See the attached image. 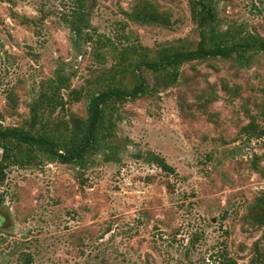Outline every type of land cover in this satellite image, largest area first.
<instances>
[{
    "label": "rangeland",
    "instance_id": "374dc122",
    "mask_svg": "<svg viewBox=\"0 0 264 264\" xmlns=\"http://www.w3.org/2000/svg\"><path fill=\"white\" fill-rule=\"evenodd\" d=\"M138 1L95 0L91 33L113 44L101 58L93 42L72 43L63 16L73 0H0V124L28 128L31 105L61 73L69 89H82L81 99L61 90L68 101L40 112L36 129L62 130L85 115L86 93L117 52L199 40L190 0H145L166 25L131 21ZM215 7L220 30L264 37V0ZM263 98L264 52L247 67L219 59L186 64L176 84L121 106L107 140L116 149L95 153L84 168L43 157L7 166L0 264H264V225L248 214L264 195V135L247 140L241 131L243 107L256 113ZM257 123L264 130V115ZM149 153L174 172L149 162Z\"/></svg>",
    "mask_w": 264,
    "mask_h": 264
},
{
    "label": "trees",
    "instance_id": "16d2710c",
    "mask_svg": "<svg viewBox=\"0 0 264 264\" xmlns=\"http://www.w3.org/2000/svg\"><path fill=\"white\" fill-rule=\"evenodd\" d=\"M224 1L229 0H190L192 19L199 35L195 45L187 46L182 42L162 46L153 52L148 49L138 50L133 46L117 52L114 56L116 63L103 73L98 87L86 93L85 115L75 116L72 124L65 123L62 130H38L36 125L40 121V112H51L57 107H63L68 101H64L61 90H69L68 96L72 101H79L83 94L82 89H69V78L57 73L55 82L50 83L48 89L42 91L31 105L28 128L3 127L0 124V183L5 180V168L9 165L28 166L46 159L82 169L95 153L116 149L107 140L116 134L121 106L176 84L181 68L186 64L219 59L247 67L255 55L264 52V37L242 28L236 31L220 30L215 4ZM94 4L95 0H73L63 20L72 34L75 48L81 43L93 42L96 55L103 58L101 49L113 48V44L109 38L91 33L90 14ZM127 15L131 21L141 25H166L168 21L156 6L145 0L138 1L135 11ZM149 79L154 82L150 84ZM225 89L234 96L240 95L238 88ZM254 106L258 110L256 113L243 107L248 123L241 127V131L247 140L264 135L263 128L257 123L258 116L264 115V98L255 101ZM41 157L43 159L37 161ZM148 161L165 173L174 172L163 158L154 153L148 154ZM2 201L3 196L0 194V207ZM248 214L253 223L264 225V195L255 199ZM222 264L236 263L230 261Z\"/></svg>",
    "mask_w": 264,
    "mask_h": 264
},
{
    "label": "water",
    "instance_id": "95a60500",
    "mask_svg": "<svg viewBox=\"0 0 264 264\" xmlns=\"http://www.w3.org/2000/svg\"><path fill=\"white\" fill-rule=\"evenodd\" d=\"M234 150H235V155L238 156L239 153H240V150L238 149V147H235ZM0 216H1V215H0ZM1 218L4 219V216L2 215Z\"/></svg>",
    "mask_w": 264,
    "mask_h": 264
},
{
    "label": "flooded vegetation",
    "instance_id": "af4514ba",
    "mask_svg": "<svg viewBox=\"0 0 264 264\" xmlns=\"http://www.w3.org/2000/svg\"><path fill=\"white\" fill-rule=\"evenodd\" d=\"M0 212H1V210H0ZM2 216V215H1ZM1 216H0V218H1ZM0 222H1V220H0Z\"/></svg>",
    "mask_w": 264,
    "mask_h": 264
}]
</instances>
